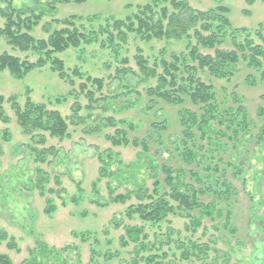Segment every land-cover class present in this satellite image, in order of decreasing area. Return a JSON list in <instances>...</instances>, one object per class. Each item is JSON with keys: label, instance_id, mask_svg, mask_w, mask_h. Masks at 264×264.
Here are the masks:
<instances>
[{"label": "rangeland", "instance_id": "374dc122", "mask_svg": "<svg viewBox=\"0 0 264 264\" xmlns=\"http://www.w3.org/2000/svg\"><path fill=\"white\" fill-rule=\"evenodd\" d=\"M43 1L0 0V10L8 5L41 10L44 9ZM188 1L199 10L219 5L227 6L233 28H246L253 33L259 24L264 22V0H254L253 3L248 0ZM148 2L150 0L57 3L55 11L44 16L32 33L37 38L47 37L52 30L60 27L53 22L54 19L69 15L87 17L99 14L100 19L94 23L97 29L99 24H105L106 18L125 19L137 12L138 5ZM161 3L166 4L165 1ZM4 24L5 19L0 13V28L4 27ZM45 24L50 26V32L43 28ZM244 38V34H239V40ZM186 43L185 39L144 41L132 33L128 43L119 46L118 53L112 48H103L99 42L84 44L80 48L71 47L60 53L59 57L64 60L69 73H72L75 67L84 73L82 79L72 76L74 85L69 80L60 78L51 70L50 65L36 68L21 79L14 78L8 71H0V94L6 98L17 95L23 104L29 95L35 102L45 103L49 108L59 110L65 117L71 116L72 106L78 102L82 106L80 115L84 117L80 123L69 121V131L65 137L58 138L46 134V143L41 144L35 142L40 139L39 136L32 140L22 132L10 104H5L11 123L6 125L0 120V130L8 127L11 137L6 141L0 136V253L8 255L13 264H23L25 260L30 259L32 251L37 252L42 243L59 249L69 264H135L132 261L135 257L134 244L123 247L120 241L125 227L131 224L144 225L150 235V243L156 242L157 234L164 235L167 226L173 228L175 235L172 238L165 236L174 242L161 244V251L151 252L159 253L165 264H264V151H261L257 144H252L253 154L246 155L242 174L238 177L232 173L229 175L236 189V194L230 200L232 225L236 228L234 233L214 228L213 224L222 220L212 221L208 218L203 220V226L196 232L187 230L189 218L181 215H170L169 223H163L160 229L151 227L139 218L131 219L127 216L128 206L137 202L134 197L125 203L114 201L116 195L127 193L129 189L134 188L121 179L120 174L128 165L138 160L141 147L133 142L114 145L109 136L123 128L129 139L143 138L151 128L152 122L161 121H167L168 124L165 138L180 131L177 108L165 105L164 110L157 111L156 115H146V83H139L138 74L132 73L119 80L115 78L116 69L122 66L121 60L127 58V66L137 73L138 67L134 57L139 49L153 62L163 49H167L168 55L172 51H187ZM224 47L232 46L227 43ZM4 51L32 61L37 59L31 51L21 52L13 49L0 34V53ZM239 68V72L230 81L215 80L209 75L203 76L206 81L215 84L219 99L227 100L229 105H233L230 97L233 91L243 96L244 105L257 122L258 110L264 105L261 98L264 95V81H261L258 72L245 67L243 63ZM88 75L104 80L101 91L97 90L96 85L88 82V88L96 92L95 97L118 94L117 105L108 111L100 107L87 109L88 99L81 91L80 84ZM250 76L252 77L249 79L254 80V84L248 81ZM103 102L102 99L98 105ZM188 107L196 109L191 103ZM108 118H113L114 124L108 125ZM245 139H249L248 135H245ZM158 147L152 145L151 152L156 151ZM33 148L47 151L45 162L36 160ZM48 148L52 150H47ZM106 153L114 156V162L109 167L112 175L102 177L100 156H105ZM168 155L163 150L159 161ZM227 156L228 161L232 159L235 162L237 159L232 150ZM235 164H238V160ZM39 168L41 171H38ZM148 173V170L143 168L137 176L140 180L145 179L147 186L152 188V179ZM187 181L192 182L189 178ZM202 199L208 202L212 200V196ZM82 233H88L87 240L82 239ZM189 239L209 244L206 258L192 257L186 260L182 257L178 242L183 241L188 245ZM93 249L98 251L97 254ZM147 252L149 251L141 252L140 255ZM110 253L117 255L109 260L105 255ZM138 264L147 263L140 260Z\"/></svg>", "mask_w": 264, "mask_h": 264}, {"label": "trees", "instance_id": "16d2710c", "mask_svg": "<svg viewBox=\"0 0 264 264\" xmlns=\"http://www.w3.org/2000/svg\"><path fill=\"white\" fill-rule=\"evenodd\" d=\"M67 1L83 3L87 0H44V9L41 10L14 5L0 10L5 19L0 34L8 44L13 49L31 51L37 56L32 61L4 51L0 53V71H8L14 78L21 79L36 68L50 65L51 70L60 78L69 80L74 85L72 76L82 79L84 73L78 67L69 73L64 60L59 57L60 53L71 47L80 48L84 44L99 42L103 48H112L118 53L119 46L127 44L132 33L144 41L185 39L187 51H172L168 55L167 49H163L153 62L139 49L134 57L137 73L127 66V58H123L122 66L116 69L115 78H123L132 73L138 74L139 83H146V115H156L157 111L164 110L165 105L177 108L180 131L165 138L168 124L167 121H161L152 122L143 138L134 137L131 140L123 128L109 136L114 145L133 142L141 147L138 160L128 165L120 174V178L134 188L116 195L114 201L125 203L134 197L137 202L128 206L127 216L131 219L139 218L151 227L160 229L163 223H169L170 215H181L189 218L187 230L196 232L203 226V220L208 218L212 221L222 220L213 224L214 228L234 233L236 228L232 225L230 200L236 194V189L229 175L232 173L238 177L242 174L246 155L253 154L251 149L254 144L264 151V105L258 110L259 121L256 122L244 105L243 96L233 91L230 94L233 105H229L227 100L219 99L215 84L206 81L203 75H209L215 80L230 81L243 63L245 67L258 72L261 81H264V22L252 33L246 28L232 27L228 16L229 8L225 5L199 10L188 0H150L144 5H138L137 12L125 19L106 18L105 24H99L97 29L94 23L100 19L99 14L87 17L69 15L54 19L53 22L60 27L51 32L50 26L45 24L43 28L50 32L47 37H35L32 32L44 16L53 13L57 3ZM248 2L253 3L254 0ZM239 34H244L245 38L239 40ZM227 43L232 47L225 48ZM251 77L247 79L254 84L255 81L249 79ZM88 82L101 91L104 80L88 75L80 84L81 91L88 99V110L100 107L108 111L117 105L118 94L97 98L96 92L88 88ZM261 98L264 100V95ZM102 99L104 102L98 105ZM6 103L14 111L22 132L32 140L39 136L40 139L35 142L41 144L46 143V134L65 137L69 131V121L76 124L84 118L80 115L82 106L78 102L73 104L71 116L65 117L59 110L49 108L45 103L35 102L29 95L21 104L17 95L6 98L0 94V120L6 125L11 123ZM189 103L196 109L188 107ZM114 122L113 118H108L107 124ZM131 127L134 128L132 124ZM245 135L249 139H245ZM0 136L6 141L10 140L11 132L8 127L0 130ZM152 145L159 147L151 152ZM33 150L36 152V160L45 162L47 151L36 148ZM163 150L169 155L159 161ZM231 150L236 154L235 162L238 160V164L232 159L227 160ZM100 161V176L111 174L109 167L114 162V156L106 153L105 156H100ZM143 168L149 172L152 188L147 186L145 179L140 180L137 176ZM188 178L192 182H188ZM206 196H212V200L203 201L202 198ZM167 227L164 235L157 234L154 243L148 241L150 235L144 225L131 224L125 227L120 241L123 247L134 244L133 263L138 264L140 260H144L147 264H165L159 253L151 252H159L162 249L160 246L174 242L165 236L172 238L175 235L173 228ZM88 237V233H82L83 240ZM188 243L178 242L184 259L207 257L209 244H201L199 240L192 239ZM146 251L149 252L140 255ZM93 252L97 254L98 251L93 249ZM116 255L110 253L105 256L110 260ZM0 264L13 262L8 255L0 253ZM23 264L69 263L59 249L42 243L39 250L32 251V257Z\"/></svg>", "mask_w": 264, "mask_h": 264}]
</instances>
